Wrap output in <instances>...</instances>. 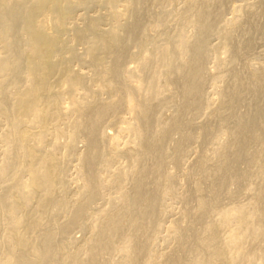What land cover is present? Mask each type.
Here are the masks:
<instances>
[{
	"label": "bare ground",
	"instance_id": "1",
	"mask_svg": "<svg viewBox=\"0 0 264 264\" xmlns=\"http://www.w3.org/2000/svg\"><path fill=\"white\" fill-rule=\"evenodd\" d=\"M221 1H102L107 29L71 31L87 76L60 51L85 2L0 0V264H264V64L238 40L263 28Z\"/></svg>",
	"mask_w": 264,
	"mask_h": 264
},
{
	"label": "rangeland",
	"instance_id": "2",
	"mask_svg": "<svg viewBox=\"0 0 264 264\" xmlns=\"http://www.w3.org/2000/svg\"><path fill=\"white\" fill-rule=\"evenodd\" d=\"M82 1H83L82 3L85 2V3H84V6H82V7L79 6V7H77L76 10L74 9L75 11H73V14H72V12H71L72 15L70 14V15L72 16V19L69 17V16H70V15H69V16H68L69 18H67V20H66V21H69V23L67 22L66 25L69 24L68 26H70L71 28L68 27V26H66V28H67V27L70 28L69 31L67 30V29H68V28H67V29L65 30V31H67V33H66V32H64V33L62 32V33H61V34H65V35H63V38H62V40H61L62 42L60 41L61 44H63V46L61 45L62 48L60 49V51H62V50L65 49V48H66V50L68 49V50H67V51H68V54H67V51H66V50H63V51H62V52H63L62 54L65 55V56H66V55L68 56V57H67V56L65 57V60L68 61V63L70 64V66H71V64H73V63L76 64V65H78V70H76V69H74V68H72V69H73V70H76V71H81V69H82V71L88 73L87 76H90V74H92V71H91V67H90V65L87 63V64L89 65L88 67H90V69L87 70V69H88V68L86 67L87 64L84 63V62H82V61H80V60H81L80 58L83 57L84 54H85V53H84V52H85V51H84V50H85V49H84L85 47H84V45H82V44H80V43H82V42L85 43V42H87L88 40L92 39V38L94 37V36L92 37V35H94V34L92 33L91 36H90V33H88V34H89V37H88V34H86V35H87L86 37H87V39H88L87 41L82 40V41L78 42L79 40H76L75 38H72L73 35H74V33H72V32L74 31V32L76 33L77 31H85L86 28H84V25L87 26L89 21H93V20L96 19V18L99 19V20L101 19V21H100L101 24H99L100 22H99V20L97 21V19L94 20V21H97L98 26L101 25V26H100V29H101L102 31H104L105 29H107L108 26H109L110 24H112L113 22L108 23L109 20H110V19H108V18H109L110 16H108V15H109V14H108L109 11L107 10L108 8L106 9V5H103L104 2H102V1H104V0H98V1H97V0H82ZM237 1H238L239 3H242L241 0H237ZM237 1H236V0H222V1L220 2V4H221L223 7L225 6L224 8L226 9V8H228L229 6H231L232 4H234V3L237 2ZM250 1H251V0H250ZM253 1H254L255 3H257V8H256V10L258 9V10H260V11L257 10V11H258V15H254V17H253V21H252V22H253V24L255 23V24L257 25V27L260 25L261 28H263V30L261 31V33H257V32H258L257 30L260 29V27H258L257 30H256V32H255V34H256V35L259 37V39H260V42H257V43H255V42H256V39H257V41H259V39H258L257 36H256V37L254 36V35H255L254 32H253L252 34H249V35H241V34H238V37H239L238 40H241V39H242V41H241L242 44H244V43L246 44V43H248L249 41L252 42V43H250V42L248 43V45H249V44L251 45V46H250L251 49L246 50L247 52H248V51H251V52H248V53H247L246 51H245V52L243 51V52H244L243 55H248L249 53H250V54L252 53V56H253V57L251 56V59H250L249 57L246 58L245 56H243V58H244V59H243L242 56H241V59H240V60L243 59V62L239 60V61L241 62L240 64L245 63L247 59H248L249 61L252 60L253 63L264 64V34H263V33H264V32H263V31H264V23H263V22H264V19H263V21H262V18H264V17H262V16H264V14L262 15V13H264V7H263V6H264V0H263V1H261V0H260V1H258V0H252L251 2H253ZM256 1H257V2H256ZM238 2H237V3H238ZM174 3H176V2H174ZM177 4H178V5H181L180 2H178V3H176L175 5H172V6H176ZM178 5L176 6V8L178 7ZM172 6L165 7L164 10H163V11H164L163 15L167 12V10L169 9V7L171 8ZM182 6H183V5L179 6L180 8H179V7H178V8L181 9ZM172 8H173V7H172ZM259 8H260V9H259ZM102 9H103V10H102ZM165 9H167V10H165ZM170 10H171V9H170ZM149 11L151 12V10H149ZM149 11H148V14H147L146 12H145L146 14L143 13V17H142V19H143L144 21H148V19H150V16H152V15H149V14H151ZM168 11H169V10H168ZM262 11H263V12H262ZM20 12H21V11H19V14H21ZM107 14H108V15H107ZM144 14L146 15V17H145ZM166 14H167V13H166ZM224 14H225V13H224ZM255 14H257V12H256ZM148 15H149V16H148ZM106 16H107L108 18H107ZM165 16H166V15H165ZM167 16H168V14H167ZM167 16H166L165 18H167ZM169 17H170V16H169ZM169 17H168V19H169ZM226 17H227V18L230 17V15H229L227 12H226ZM261 17H262V18H261ZM260 18H261V19H260ZM68 19H69V20H68ZM90 19H91V20H90ZM111 19H112V18H111ZM170 19H171V17H170ZM170 19H169V20H170ZM171 20H172V19H171ZM70 21H71V22L74 21V22L71 23ZM87 21H88V22H87ZM111 21H112V20H111ZM261 21H262V22H261ZM172 22H175V21H172ZM86 23H87V24H86ZM121 23H122V24L124 23V24L126 25V21H125V20H121ZM128 23H129V22H128ZM71 24H72V25H71ZM108 24H109V25H108ZM172 24L175 25L176 22H175V23H172ZM258 24H259V25H258ZM127 25H128V24H127ZM86 26H85V27H86ZM169 26L172 28V30L174 29L173 27H175V26L172 27L171 24H170ZM246 26H247V25H246ZM98 28H99V27H98ZM168 28H169V27H168ZM171 28H169V30H171ZM247 28H249V27H245V29H247ZM71 29H72V30H71ZM73 29H74V30H73ZM77 29H78V30H77ZM84 29H85V30H84ZM75 30H76V31H75ZM97 30H98V29H97ZM167 30H168V29H167ZM172 30H171V31H172ZM260 30H261V29H260ZM260 30H259V32H260ZM71 31H72V32H71ZM99 31H100V30H99ZM102 31H101V32H102ZM171 31H170V32H171ZM101 32H99V33H101ZM262 32H263V33H262ZM97 33H98V32H97ZM123 34H124V33H123ZM259 34H262V35L259 36ZM66 35H67V36H66ZM71 35H72V36H71ZM214 35H215V34H211L210 37H209L210 40H212V42L209 40V43H210V44H211V43H212V44H215V43H217V42L219 41V39L216 37L217 35H215V36H214ZM61 36H62V35H61ZM124 36H125V34L123 35V37H124ZM211 36H212V37L214 36V37L211 39ZM242 36H244V37H242ZM64 37H65L66 39H64ZM70 37H71V39H70ZM86 37H85V38H86ZM126 38H127V37H126ZM126 38H124V41H127ZM215 38H216V39H215ZM60 39H61V38H60ZM74 39H75L77 42L75 41L74 44H73L72 42H73ZM245 39H246V40H245ZM71 40H72V41H71ZM85 40H86V39H85ZM216 40H217V41H216ZM253 40L255 41L254 43H253ZM261 40H262V41H261ZM63 41H66V42H63ZM67 41H68V42L70 41V42H69L70 44H68ZM215 41H216V42H215ZM213 42H214V43H213ZM64 43H66V45H65ZM84 43H83V44H84ZM124 43H125V42H124ZM67 44H68V45H67ZM72 44H73V45H72ZM126 44H127V42H126ZM212 44H211V45H212ZM252 44H254L253 47H252ZM76 45H77V46H76ZM64 46H65V48H64ZM66 46H69V47L67 48ZM72 46H73V47L76 46V48L79 46V47H78L79 50H78V48L76 49V48L74 47L75 50H76L77 52H79V54L74 50V48H73ZM85 46H86V43H85ZM124 46H125V44H124ZM126 46H127V45H126ZM83 47H84V48H83ZM130 48H131V45H130ZM70 49H71V51H70ZM82 49H83V51H82ZM252 50L254 51V53L252 52ZM64 51H65V52H64ZM69 51H70V52H69ZM74 51H75L76 53H75ZM125 51H127V53H129V52H131V49H128V47H126ZM80 52H82L81 54H82L83 56L80 55ZM83 53H84V54H83ZM125 54H126V52H125ZM76 55H79L80 58H79V56L77 57ZM128 56H129V54H128V55H125V57H128ZM222 56H223V55H222ZM222 56H221V57H222ZM248 56H249V55H248ZM62 57H63V56H62ZM71 57H72V59L75 58V60H76V59H79V60H76V61L73 60V61L78 62V63H79V61H80V62H82V63L84 64V65H83L82 63L80 64V65L82 66V67H80L81 69H79V64H78V63H75V62H73V61H69V60H72ZM210 57H214V55H212V56H210ZM210 57H209V58H210ZM224 57H225V56H224ZM63 58H64V57H63ZM66 58H67V59H66ZM128 58H129V57H128ZM128 58H127V59H128ZM209 58H208V59H209ZM245 58H246V60H245ZM211 59H212V58L209 59L210 61L207 60V63H208V62H213V63H214V59H215V58H213L212 60H211ZM125 60H126V58L124 59V63L127 64V61L129 62L130 59H128L127 61H125ZM248 60H247V61H248ZM71 62H73V63H71ZM128 64H129V63H128ZM76 65H73V66H75V68H77ZM85 65H86V66H85ZM207 65L211 66L212 64H211V63H210V64L208 63ZM83 66H84V67H83ZM212 66H213V65H212ZM86 68H87V69H86ZM207 68H208L209 71H210V68H209L208 66H207ZM212 68H213V67H212ZM212 68H211V69H212ZM83 69H86V71L83 70ZM213 69H215V70H213ZM213 69H212V70H213L214 72L211 70V72H210L211 75H213L214 73L217 72L216 68H213ZM88 71H89L90 73H89ZM215 71H216V72H215ZM214 75H215V74H214ZM226 79H227V77H226ZM226 79H225V80H226ZM225 80H223V82H225ZM228 80H229V82H231V80H230L229 78H228ZM221 82H222V81L220 80L219 85H220V86H223L224 83L221 84ZM226 82H227V80H226ZM227 83H228V82H227ZM208 84H209V85H212L210 82H209ZM208 84L206 83V84L204 85V88H206V89H204V90H206V91H205V92H207L206 94H208V96H210V95L212 94V93H211V89H212V87H211V86H208ZM228 84H230V83H228ZM205 86H207V87H205ZM227 86H228V85H227ZM227 86H224V88H226ZM208 87H209V88H208ZM210 87H211V88H210ZM208 91H210V92L208 93ZM212 91H213V90H212ZM209 94H210V95H209ZM211 97H212V95H211ZM250 102H253L252 99L250 100ZM257 102H258V101H257ZM245 103H246V104L249 103L248 100H246ZM245 103H243V104L245 105ZM238 105H239V104H238ZM241 105H242V103H241ZM241 105L238 106V107L240 108ZM244 105H243V106H244ZM164 108H168L167 110H170V111H171V109H170L169 107H163L162 109L160 108L161 111L163 110L162 113H164V114H166V115H167V111H164ZM239 108H238V109H239ZM244 108H245V107H244ZM244 108H243V109H244ZM165 110H166V109H165ZM165 112H166V113H165ZM168 112H169V111H168ZM203 112H204V111H203ZM204 113H205V112H204ZM204 113H201L200 116H204L205 120H202L203 117L201 118L200 116H197V118H198V117H200V118H199L198 120H197V118H196V121H195V128H196V126H197L198 124H199V126H200V124L202 125V123H203V126H204V124H205V122H206V114H204ZM169 114H171V113H168V115H169ZM202 114H204V115H202ZM166 115H165V116H166ZM168 115H167V116H168ZM204 118H203V119H204ZM200 119H201V120H200ZM199 120H200V122H199ZM197 122H198V123H197ZM208 122H209V120H208ZM208 122H206V123L209 124ZM1 123H3V122H0V125H4V124H1ZM196 123H197V125H196ZM199 126H197V127L199 128ZM200 127H201V126H200ZM196 129H197V128H196ZM108 130H110V128H109ZM174 137H177V138H178L177 135H175ZM174 137H173V138H174ZM195 140H196V139H195ZM195 140H194V141H195ZM197 142H198V141H195V144H196L197 146H199ZM192 144H193V145H192ZM83 145H84V143L82 142L81 139L78 140V141L76 142V146L78 147V149H79V147H81L80 149H82V148H83ZM190 145H191V146H190ZM196 145H194L193 142L190 143V144H188L189 149H190V151L188 152L190 158H189V157H188V158H189V160H191V161L187 160V159H188V158H187V159H186L187 161L185 160L184 163H183L184 165H183V164L180 165V167H181V166H182V167L185 166V167H183V169L186 168V166H187L188 164L194 162L193 159H194V157H195V155H196L195 151L198 150V148H199V147L197 148ZM206 145H207V146H205V147H209V144H206ZM188 146H186V147H188ZM194 147H196V150H195V151H194V149H195ZM203 147H204V146H203ZM203 147H201L202 150H203ZM205 147H204V148H205ZM185 149H186V148H185ZM199 149H200V148H199ZM201 149H200L199 151H201ZM187 150H188V149H187ZM205 150H206V149H204L203 152H204ZM188 161H189L190 163H189ZM185 162H186V165H185ZM68 163H69V164H68ZM68 163H67V164H68L67 166H69V168H67V166H66V168L68 169L67 172H68V175H69V176H68V175H67V176L70 178V175L74 174V172H75V170H74V166H73V165H75L76 161L71 160V161H69ZM187 163H188V164H187ZM190 165H192V164H190ZM188 167H189V165L187 166V168H188ZM179 169H182V168H179ZM74 175H75V174H74ZM74 175H73V176H74ZM182 181H183V180H181V181H179V182H182ZM184 182H185V181H183V183H181V184H185V183H186V182H185V183H184ZM0 184H1V186H0V187H1V188H0V191L3 192L4 186L2 187V185H4V184H3V183H0ZM70 184H71V183H69V187H68V190H69V191H68V193H69V192L71 193V191H73L72 193H74V191H75V188H74L75 184H74V186H73V184H72L71 187H70ZM181 184H179V187L182 186V187H181V189H182V188H183V185H181ZM180 185H181V186H180ZM179 187H178V189H179ZM184 187H185V186H184ZM2 188H3V189H2ZM69 188H71L72 190H70ZM181 189H180V191H181ZM178 191H179V190H178ZM1 192H0V194H1ZM70 193H69L68 195H72V193H71V194H70ZM100 201L102 202V200H99V201H97V202L100 203ZM175 201H176V200H175ZM175 201H174V200H173V202L171 201V202H172L173 204H175V206L177 207V208H175V209L173 208L175 212L173 211L172 215H173L174 213H175V215H173V216L170 215V216L168 217L169 219H171V218H173V217H177L176 211H178V209H179L180 206L182 205L181 203L177 202L178 200L176 201L177 203H174ZM168 203H170V201H169ZM172 203H171V205H172ZM178 203H179V204H178ZM100 204L102 205V203H100ZM180 204H181V205H180ZM97 205H99V204L96 203L95 205H93V208H95L94 206H97ZM101 205H99V206H101ZM99 206H98V207H99ZM175 206H174V207H175ZM178 206H179V207H178ZM172 207H173V205H172ZM96 208H97V207H96ZM62 217H63V216H61V218H60V216H59V217H57V219L60 218V220H62ZM170 217H171V218H170ZM167 220H168V219H167ZM75 229H77V228H74V230H71V231H70V235L72 234L74 237H76V239L78 238V239H77L78 241H81V240L83 239L82 236H83L84 234H83V232L81 233V231H79L78 229H77V230H75ZM71 232H72V233H71ZM70 235H69V236H70ZM72 235H71V236H72ZM80 238H82V239L80 240Z\"/></svg>",
	"mask_w": 264,
	"mask_h": 264
}]
</instances>
